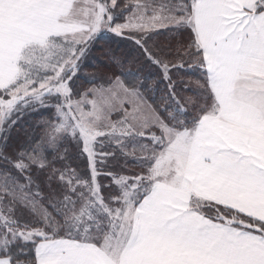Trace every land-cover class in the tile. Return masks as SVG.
Wrapping results in <instances>:
<instances>
[{"label": "snow or ice", "instance_id": "snow-or-ice-1", "mask_svg": "<svg viewBox=\"0 0 264 264\" xmlns=\"http://www.w3.org/2000/svg\"><path fill=\"white\" fill-rule=\"evenodd\" d=\"M0 264H264V0H0Z\"/></svg>", "mask_w": 264, "mask_h": 264}, {"label": "trees", "instance_id": "trees-1", "mask_svg": "<svg viewBox=\"0 0 264 264\" xmlns=\"http://www.w3.org/2000/svg\"><path fill=\"white\" fill-rule=\"evenodd\" d=\"M166 38H167V34H165V35H161V36L157 37L156 40H157L160 44H164V43L166 42ZM93 55L96 56V57H98V58H100V59H103V58L100 56V52H99V51H95V52L93 53ZM91 63H92L93 65H96V60H92ZM102 71H103V69L98 68V67H87V68L82 69L81 75H87V74H90V73H93V72H102ZM78 83H80V82H78ZM84 86H85V87H88V86H90V85H88V84L85 83ZM77 163H80V162L77 161ZM80 166L83 167L84 165L81 164ZM102 182L106 183L107 181H102Z\"/></svg>", "mask_w": 264, "mask_h": 264}]
</instances>
